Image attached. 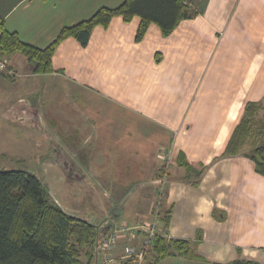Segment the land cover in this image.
<instances>
[{
  "label": "crops",
  "instance_id": "0c3cea01",
  "mask_svg": "<svg viewBox=\"0 0 264 264\" xmlns=\"http://www.w3.org/2000/svg\"><path fill=\"white\" fill-rule=\"evenodd\" d=\"M122 1L0 0V14L23 40L44 47L64 25ZM196 3L199 15L182 20L169 36L152 23L137 41L141 18L127 22L115 16L107 28L93 30L86 46L68 37L53 57L58 71L52 73H34L24 55L10 56L11 73H0V102L7 101L2 117L7 130L12 129L9 123L23 121L28 108L17 105V91L27 84L31 91L44 86L48 92V83L42 84L46 77L54 87L77 86L79 91L74 88L71 94L84 99L86 111L99 115L111 107L120 116L118 130L148 134L153 132L148 124L161 123L170 137L160 146L171 149L172 155L168 160L154 158L153 151L147 165L135 159L137 166L128 172L133 169L131 178L143 173L158 178L165 164L163 179L169 177V183L159 212L171 209V215L166 226L159 214L162 227L168 239L193 242L201 257L172 254L160 264L227 263L238 258L264 264V175L244 154L223 155L246 103L264 97V0ZM19 7L21 12L14 16ZM149 195L140 209L126 210L115 222L106 218L105 232L136 216L142 217L137 222L151 219L157 191ZM128 242L122 238L114 255H122ZM98 264H104L103 254H98Z\"/></svg>",
  "mask_w": 264,
  "mask_h": 264
},
{
  "label": "trees",
  "instance_id": "16d2710c",
  "mask_svg": "<svg viewBox=\"0 0 264 264\" xmlns=\"http://www.w3.org/2000/svg\"><path fill=\"white\" fill-rule=\"evenodd\" d=\"M196 2L123 0L115 6H101L90 17L64 25L44 47L23 40L18 31L7 27L0 14V57L8 59L20 53L32 64L34 73H52L58 71L53 57L60 43L68 37H75L86 46L93 30L98 26L107 28L115 16H122L127 22L135 16L141 18L137 41L143 39L152 23L159 26L163 36H169L182 20L199 15ZM238 154L251 158L256 170L264 175V97L246 103L244 114L235 126L223 155ZM164 167L158 176L161 181ZM160 215L168 226L171 209L163 214L160 212ZM107 224L106 221L93 223L65 209L35 173L0 169V264H98V254H102L101 243L111 233L105 232ZM172 254L186 258L201 257L190 240L168 239L159 235L147 253V260L149 264H160L163 258ZM213 264L262 263L238 258Z\"/></svg>",
  "mask_w": 264,
  "mask_h": 264
},
{
  "label": "rangeland",
  "instance_id": "374dc122",
  "mask_svg": "<svg viewBox=\"0 0 264 264\" xmlns=\"http://www.w3.org/2000/svg\"><path fill=\"white\" fill-rule=\"evenodd\" d=\"M19 8L14 16L21 12ZM51 82L43 77L42 84L48 83V92L44 86L35 91L28 89L27 84L19 88L17 93L21 94L17 105L27 107L28 111L22 115L23 121L7 125L11 130H7L8 122L2 117V113L6 114L7 101L1 100L0 123H5L0 129V169L35 173L47 184L59 204L96 224L103 223L106 218L115 222L124 216L126 210L140 209L139 205L149 200L150 190L161 193L163 187V192L166 191L169 177L165 182L164 179L151 178L147 173L141 178H131L133 169L128 172L130 167L137 166V162L147 165L153 151L156 152L154 158L172 155L171 149L160 146L170 137L161 123L148 124L153 129L148 134H135L128 128L118 130L120 116L114 115L111 107L99 115L96 111H86L84 99L71 94L74 88L79 91L77 86L65 83L62 88L54 87ZM260 85L254 87V91ZM260 89L264 91L263 87ZM112 125H117L118 131L111 130ZM130 133L134 135L130 137ZM164 199L163 193L161 203ZM158 203L156 198L154 204ZM153 216L152 212L149 218ZM137 220L142 217L136 216L128 221L132 224Z\"/></svg>",
  "mask_w": 264,
  "mask_h": 264
},
{
  "label": "built area",
  "instance_id": "2783aa9c",
  "mask_svg": "<svg viewBox=\"0 0 264 264\" xmlns=\"http://www.w3.org/2000/svg\"><path fill=\"white\" fill-rule=\"evenodd\" d=\"M0 70L11 73L7 59L0 57ZM167 156L170 155L167 154ZM164 159L168 160V158ZM163 193L162 187L161 193H158L159 197L157 199H159V203L156 205L157 210H155L153 218L136 222L135 224L122 222L104 237L100 251L103 254V262L105 264H120V261H125V264H149L147 253L153 246L155 239L159 235L168 236L162 227L159 217L160 199ZM122 238H129V242L125 245L122 255L115 256L114 250Z\"/></svg>",
  "mask_w": 264,
  "mask_h": 264
}]
</instances>
